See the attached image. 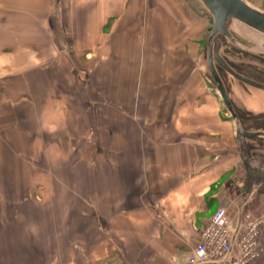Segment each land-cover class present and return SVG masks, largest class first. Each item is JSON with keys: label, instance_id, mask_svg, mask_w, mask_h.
Returning a JSON list of instances; mask_svg holds the SVG:
<instances>
[{"label": "crops", "instance_id": "crops-1", "mask_svg": "<svg viewBox=\"0 0 264 264\" xmlns=\"http://www.w3.org/2000/svg\"><path fill=\"white\" fill-rule=\"evenodd\" d=\"M182 20L184 26L180 25ZM194 30L180 0H0V107L8 109L2 114L12 111L13 120H19L22 91L37 89L35 84L44 83L43 76L48 84H62L53 89L65 90V78L60 81L56 77L74 74L85 52H89L94 67L86 77L78 75L83 87L94 75V91L134 90L133 76L142 73L140 90H165L166 75L181 72L180 66L167 63L176 55L166 43H191ZM160 42L162 50L159 46L157 54L152 53V45L147 47ZM119 50L124 54L119 56ZM119 66L125 70L115 71ZM135 69L139 71L135 73ZM154 103L165 105L163 99ZM176 103L180 101L174 100ZM241 103L251 119L262 118L250 112L263 110L264 103ZM103 105L110 107L109 117L113 118L114 107L120 103L110 98ZM212 109L203 116L197 110V116L187 121L182 120L180 109L175 110L169 125L159 128L160 145L152 165L142 162L131 166L122 161L131 152L117 143L107 149L110 156L103 157L104 163L97 160H102L104 153L100 149L92 165L79 166L82 173L65 186L93 188L87 203L93 202L96 241L72 244L81 252L80 257L85 256L83 264L90 252L94 264H173L199 242L218 208H226L233 221L240 212L254 216L264 212V157L258 159L250 148L261 140L249 139L252 142L248 140L249 146L242 153L233 118L230 124L215 116ZM113 136L119 139L123 134ZM136 169L143 173L130 185L127 173ZM140 182L142 187L158 188L157 192H115L114 186L134 187ZM76 196L84 206L86 197L81 189ZM83 208L78 206L74 215L83 220L81 227H85L88 214ZM69 216L65 214V218ZM260 251L249 264H264V230Z\"/></svg>", "mask_w": 264, "mask_h": 264}, {"label": "rangeland", "instance_id": "rangeland-1", "mask_svg": "<svg viewBox=\"0 0 264 264\" xmlns=\"http://www.w3.org/2000/svg\"><path fill=\"white\" fill-rule=\"evenodd\" d=\"M180 1L195 30L191 43H166L173 47L176 55L173 60L167 59V63L180 66L181 72L166 75L165 90H140L144 77L142 73L133 76L134 90L94 91V75L89 76L90 84L83 87L78 75L86 77V73L89 75L94 67L89 52H85L79 60L80 67L74 68L75 75L56 77L58 80L65 78V90L53 89L62 84H48L43 76L44 83L35 84L37 89L22 91L19 120H13L12 111L4 116L3 110L8 109L0 107V228L3 229L0 230V264H83L85 256L80 257L81 252L77 246L72 248V244H93L96 241L93 202L87 203L93 197V188L65 186V183L77 180L79 173H82L79 166L92 165L100 149L106 155L103 153L102 160H97L103 163V157L110 156L109 147L118 143V146L126 147L131 152L130 156L122 157V161H127L131 166L142 162L152 165L156 163V149L160 145L157 139L159 128L169 125L175 110L180 109L182 120L187 121L189 117L197 116V110L199 116L206 112L209 115L211 107L215 116L232 123L230 112L213 82L204 56L206 42L203 39L206 35L208 38L211 32L212 16L201 0ZM250 1L264 9V0ZM180 25H185L183 20ZM121 45L124 47L125 44ZM149 45L154 48L152 53L157 54V48L160 46L161 49L163 44L151 43L147 47ZM120 53L121 50L119 56ZM124 70L120 66L115 68L118 73ZM254 73L264 80V69H256ZM225 81L236 103L242 100L249 104L264 103V94L258 92L260 90L257 88L240 83L230 75ZM66 86L71 89H66ZM110 98L120 103L114 107L116 112L113 118L109 117L110 107L103 105ZM158 99H163L165 105L156 106L154 102ZM174 100L180 101V108V104L174 105ZM100 103H103L102 106ZM251 114L261 115L262 118L251 119L246 127H264V109H251ZM182 124L184 126V122ZM18 131L21 132L20 136ZM15 132V138L8 137ZM117 133L123 134V137L116 139L113 135ZM250 148L258 159L264 157V141L251 144ZM142 173L139 169L129 171L128 183L132 185L133 178L136 175L140 178ZM140 185L141 182L138 185L135 183L134 187L114 188L117 195H123L120 190H134L139 194L146 190L156 193L158 190ZM79 189L86 197L84 206L77 202ZM78 206L84 207L88 213L84 220L85 227L80 226L83 220L74 217ZM65 214H69V218H65ZM102 223H107V220H102ZM66 244L70 247L65 248ZM89 254L90 258L84 264H94L93 252Z\"/></svg>", "mask_w": 264, "mask_h": 264}, {"label": "water", "instance_id": "water-1", "mask_svg": "<svg viewBox=\"0 0 264 264\" xmlns=\"http://www.w3.org/2000/svg\"><path fill=\"white\" fill-rule=\"evenodd\" d=\"M212 16L205 43L207 64L221 98L235 122L239 148L247 140L264 141V128L249 130L242 103H236L226 85L230 75L244 84L264 90V80L254 71L264 69V9L250 0H201ZM238 109V110H237ZM239 111V112H238Z\"/></svg>", "mask_w": 264, "mask_h": 264}, {"label": "built area", "instance_id": "built-area-1", "mask_svg": "<svg viewBox=\"0 0 264 264\" xmlns=\"http://www.w3.org/2000/svg\"><path fill=\"white\" fill-rule=\"evenodd\" d=\"M264 212H240L233 221L220 207L204 227L199 242L173 264H249L259 257Z\"/></svg>", "mask_w": 264, "mask_h": 264}, {"label": "bare ground", "instance_id": "bare-ground-1", "mask_svg": "<svg viewBox=\"0 0 264 264\" xmlns=\"http://www.w3.org/2000/svg\"><path fill=\"white\" fill-rule=\"evenodd\" d=\"M204 40V43L206 42V40H207V35L205 36V38L203 39ZM204 56L206 57V55H205V52H204ZM238 81H240V80H238ZM240 83H241V81H240ZM227 85V84H226ZM246 85H248V86H252V85H249V84H246ZM228 87V86H227ZM252 87H254V88H257V87H255V86H252ZM258 90H260L259 88H257ZM229 92H230V90H229ZM258 92H260V93H262V94H264V91L263 90H260V91H258ZM230 94H231V92H230ZM238 110V109H237ZM239 112V111H238ZM246 127V126H245ZM247 128V127H246ZM262 128H264V127H262ZM248 129V128H247ZM261 129V128H260ZM249 130H251V129H249Z\"/></svg>", "mask_w": 264, "mask_h": 264}, {"label": "flooded vegetation", "instance_id": "flooded-vegetation-1", "mask_svg": "<svg viewBox=\"0 0 264 264\" xmlns=\"http://www.w3.org/2000/svg\"><path fill=\"white\" fill-rule=\"evenodd\" d=\"M260 128H258V129H256V130H259ZM261 129H262V127H261Z\"/></svg>", "mask_w": 264, "mask_h": 264}]
</instances>
